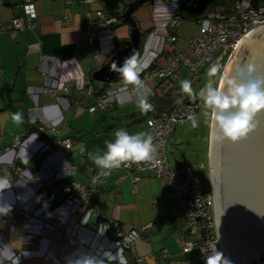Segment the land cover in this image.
Instances as JSON below:
<instances>
[{"label": "crops", "instance_id": "crops-1", "mask_svg": "<svg viewBox=\"0 0 264 264\" xmlns=\"http://www.w3.org/2000/svg\"><path fill=\"white\" fill-rule=\"evenodd\" d=\"M230 1L233 0H197L198 9L182 5L181 0L143 3L134 17L140 28L152 31L146 36L138 60L149 68L166 58L165 49L171 52L167 24L177 12L178 33L186 39L200 31L199 19L204 13L199 10ZM260 1L240 0L243 7ZM21 2L0 3V204L6 208L20 204L31 210L32 217L27 225L0 220V264H74L81 257H91L97 264H135L134 255L143 257L146 264H188V259L198 254L182 253L178 239L186 235L187 225L175 199L165 195L162 182L150 172L133 180L123 169H100L87 154L105 152L106 142L114 141L119 129L149 134L145 124L149 115L139 110L135 98L124 104L111 100L108 110L89 111L96 97L87 90V76L111 58L116 40L131 36L130 25L115 17L125 12V2L39 0L36 27L20 30L12 37V19L19 16L25 20ZM99 11L109 14L111 20L90 43L88 32ZM153 81H149L152 91L160 82L154 85ZM96 82L92 78L94 88L103 87L104 83ZM65 85L69 92L62 91ZM120 87H128L122 78L111 81L105 94ZM45 88H56L58 94L47 93ZM16 112L23 118L20 124L12 120ZM40 123L57 128L59 136L55 140L72 139L74 147L68 156L61 149L48 150L43 137L35 131ZM16 134L23 137V144L10 148ZM82 148L86 151L82 152ZM69 163L76 167L75 176L69 172ZM104 171L109 174L102 175ZM101 177H106L102 187ZM74 178L94 189L93 199L100 203L103 214L119 220L124 229L152 223L140 229L134 252L103 230L102 218L95 211H84L65 198L62 186ZM27 233L39 234L36 248H24Z\"/></svg>", "mask_w": 264, "mask_h": 264}, {"label": "built area", "instance_id": "built-area-1", "mask_svg": "<svg viewBox=\"0 0 264 264\" xmlns=\"http://www.w3.org/2000/svg\"><path fill=\"white\" fill-rule=\"evenodd\" d=\"M38 1L22 0L21 7L25 20L19 16L12 19L13 26L10 30L12 37H16L20 30L36 27L39 18L37 11ZM82 1L91 3L93 0ZM122 1L127 6L129 2L134 0ZM2 2L3 0H0V3ZM181 4L194 9L199 8L197 0H181ZM110 20L111 16L109 14L102 11L97 13L94 25L88 32L90 43L95 41L101 29L109 25ZM179 22V12L168 21L167 38L175 45H173L169 55L165 59L156 62L154 64L155 67L143 78L148 82L155 77L160 80L167 79L176 72H182V67L189 79L198 82L202 75V69L206 66L207 68L211 67L216 62L222 65L223 71L240 39L255 27L264 25V0L250 7H243L240 0H233L228 7L208 11L199 19V33L187 39H182L179 36ZM95 58L99 59L100 56L97 55ZM91 80L92 76H87V90L90 94L95 95L99 89L94 88ZM126 86L131 87L130 85ZM44 91L52 95L58 94L56 88H45ZM62 91L69 92V86H63ZM194 92H199V90ZM111 106L112 101L109 96L101 94L97 96L95 102L89 107V111L94 112L97 109L108 110ZM199 111L200 100L195 97L190 98L189 102L177 104L171 112H163L158 116H149L145 124L149 134L153 136V143L156 146L153 158L139 163L126 162L118 168L123 169L124 174L131 176L133 180H138L142 173H152L164 185L165 195L175 199L187 225L186 235L178 239L182 253L190 256L196 252L198 254L190 257L188 264H198V261L204 262V253L200 251L202 247L208 249L209 245L214 243L216 248L220 250L211 188L206 187L196 177L194 168L190 163L184 161L172 165L168 156L169 140L176 126L189 121V115L194 114L196 117ZM35 131L43 137L49 147V151L61 149L65 156L72 152L74 145L71 138L54 139L59 136V131L53 124H37ZM1 139H3L2 135H0ZM22 144L23 137L16 134L10 148L16 149ZM200 167H205V163H201ZM69 172L75 176V165L69 163ZM105 184L106 177H101L99 185L102 187ZM62 190L65 198L70 203L79 205L84 211H95L102 218L103 230L110 234L112 238L119 240L121 245L129 252H134L136 242L140 237V229H146L152 225V223H147L141 228L129 225L124 229L123 224L119 220L103 214L100 203L93 199L94 189L87 187L75 178L63 184ZM31 217L30 209L20 204H15L11 206V211L7 216H0V220L6 219L12 225H27ZM38 243L39 234L37 233H27L23 240L25 249L36 248ZM134 260L135 264H146L141 256L134 255Z\"/></svg>", "mask_w": 264, "mask_h": 264}, {"label": "water", "instance_id": "water-1", "mask_svg": "<svg viewBox=\"0 0 264 264\" xmlns=\"http://www.w3.org/2000/svg\"><path fill=\"white\" fill-rule=\"evenodd\" d=\"M150 0L128 3L122 17L131 27L125 47L92 74L94 81L109 83L120 75L111 65H121L126 57L139 53L142 31L134 17L140 5ZM254 69L249 73L247 67ZM243 79H264V25L240 39L227 64L225 75ZM222 84V82H221ZM256 128L239 142L217 141L211 128L209 164L216 230L220 250L232 264H264V111L256 116Z\"/></svg>", "mask_w": 264, "mask_h": 264}, {"label": "clouds", "instance_id": "clouds-1", "mask_svg": "<svg viewBox=\"0 0 264 264\" xmlns=\"http://www.w3.org/2000/svg\"><path fill=\"white\" fill-rule=\"evenodd\" d=\"M148 64L138 60L135 54L126 57L121 65L113 63L110 70L119 73L125 85L131 87H120L109 92V99L124 104L131 102L133 98L141 112L147 113L153 109L149 102L152 95L150 83L142 78V73L147 69ZM222 65L214 63L207 71L209 79L199 92H194L190 80L180 81V92L188 98L198 97L203 101L207 111L204 115L209 126L214 130L217 141L230 140L239 142L246 139L256 128V116L264 111V79H243L245 68L240 67L237 75H225ZM251 73L253 67L249 65L246 69ZM219 76V81L214 78ZM222 82V84H221ZM177 104L183 102L182 97L175 101ZM12 120L20 124L23 118L19 112L13 113ZM193 127L198 126L195 115H189ZM114 141H107V150L102 154L99 150L88 152L89 158L95 165L103 170H113L121 167L126 162H142L153 158L156 146L153 143V136L147 132L130 134L126 129L116 130ZM82 152L86 151L81 149ZM66 165V162H65ZM102 175H108L104 171ZM11 206L7 208L0 204V214L7 215ZM7 248V245H4ZM191 251V250H190ZM204 253L205 264H232L224 253L210 244L208 249L201 248ZM69 264H73L69 261ZM74 264H97L91 257L78 258Z\"/></svg>", "mask_w": 264, "mask_h": 264}, {"label": "rangeland", "instance_id": "rangeland-1", "mask_svg": "<svg viewBox=\"0 0 264 264\" xmlns=\"http://www.w3.org/2000/svg\"><path fill=\"white\" fill-rule=\"evenodd\" d=\"M209 68L210 67L207 68L206 66L202 69L200 81L193 87L194 91L204 87L209 79L207 76ZM182 70L184 74L186 71L183 67ZM214 79L220 82L219 76ZM159 81L160 79L155 77L153 81L154 85ZM207 111L209 110L204 107L203 101L200 100V111L196 116L198 126L193 127L191 121L176 126L169 140L168 156L172 165H176L177 162L188 161L193 166L196 177H198L206 187H211L209 148L207 147L210 141L211 127L204 115ZM201 163H205V167H200Z\"/></svg>", "mask_w": 264, "mask_h": 264}, {"label": "trees", "instance_id": "trees-1", "mask_svg": "<svg viewBox=\"0 0 264 264\" xmlns=\"http://www.w3.org/2000/svg\"><path fill=\"white\" fill-rule=\"evenodd\" d=\"M231 3H232V1L224 3V4L220 5V6H215L214 5V6H211V7L202 8L199 11L201 13H204V15H205L208 11L215 10V9H217V7H219V8L228 7ZM126 8H127V6H126ZM122 15H123V13L122 14H115V17H119V19L121 20L122 23L127 24L124 21ZM179 29H180V23H179V26H178V30ZM140 30L142 31L143 34H142V39H141V45H140L139 53L137 54V59L143 53L144 45H145V42H146V36L152 31V28L151 29H146V30H143L142 28H140ZM125 42H126V40H116V45H115V48L113 50V54L116 53L117 51L121 50L123 47H125ZM173 45H175V43H172V46ZM163 55H165L166 57L169 55L168 54V49L164 50ZM153 67H155V65H151L149 68H147L145 70V72L142 73V78H144ZM119 78H121V77L119 76L115 80H117ZM184 79L190 80L193 87L197 83L196 81H193V80L189 79V77L187 76L186 72H184V74H183V70H182V72H176L173 76L168 77L167 79L160 80V82L157 85V87L152 91V95L149 97V102L151 104H153L154 107H153L152 110H149L146 113L147 116L148 115L149 116L150 115L158 116V115H160L163 112H171L176 107L177 103L175 101L178 98L182 97L183 102H189L190 98H188L187 96H184L180 92V81L184 80ZM107 85H108V83H104L103 87H101L100 89L98 88L99 90H97V92L95 94L96 98H97L98 95L106 93V86ZM147 118H145V119H147ZM28 133H29L28 131L25 133V137H26V135H28Z\"/></svg>", "mask_w": 264, "mask_h": 264}, {"label": "bare ground", "instance_id": "bare-ground-1", "mask_svg": "<svg viewBox=\"0 0 264 264\" xmlns=\"http://www.w3.org/2000/svg\"><path fill=\"white\" fill-rule=\"evenodd\" d=\"M226 67V66H225ZM225 69V68H224Z\"/></svg>", "mask_w": 264, "mask_h": 264}]
</instances>
